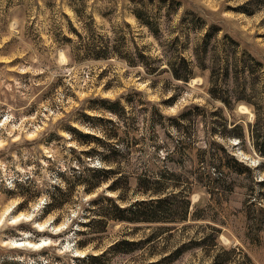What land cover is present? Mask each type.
Returning a JSON list of instances; mask_svg holds the SVG:
<instances>
[{
  "label": "rangeland",
  "instance_id": "rangeland-1",
  "mask_svg": "<svg viewBox=\"0 0 264 264\" xmlns=\"http://www.w3.org/2000/svg\"><path fill=\"white\" fill-rule=\"evenodd\" d=\"M152 1L146 6L160 30L156 37L131 16L130 0H91L86 8L94 13L97 34L126 33L133 40L131 47L145 56L146 69L116 58L72 61L64 39L78 48L84 40L78 41L70 29L84 35V25L69 0H0V264H42L46 259L75 264L73 260L100 256L120 241H145L160 227L175 231L141 251L109 255L107 264H156L183 245V254L170 264H264V156L257 152V145L264 150V0ZM170 1L181 8L175 11ZM108 8H114L110 21L103 18ZM123 21L130 28L121 30ZM213 25L220 32L205 67L198 68L195 47ZM171 52L173 58L181 55L192 62L189 83L172 79ZM155 68L159 71L152 74ZM134 93L167 119H179L177 129L166 121L157 130L161 144L170 135V149L172 139L185 143L175 164L166 166L184 178L180 184L185 180L192 188L188 220L106 222L100 212L113 215L112 205L105 200L96 207L89 204L99 195L122 207L146 200L135 180L114 192L107 183L92 194L78 187L64 198L62 208L47 213L46 194L58 184L57 174L69 167L72 174L83 172V165L69 160V149L79 159L89 149L70 140L65 129L103 137L102 129L109 132L107 122L114 117L101 110V100ZM162 156L154 155L153 147L144 155L155 167ZM90 164L100 167L97 160ZM178 197L180 207L183 196ZM19 241L29 245L16 247L13 243ZM42 250L47 254L34 255Z\"/></svg>",
  "mask_w": 264,
  "mask_h": 264
},
{
  "label": "trees",
  "instance_id": "trees-1",
  "mask_svg": "<svg viewBox=\"0 0 264 264\" xmlns=\"http://www.w3.org/2000/svg\"><path fill=\"white\" fill-rule=\"evenodd\" d=\"M88 1L91 0H69L70 5L73 6L72 11L76 20L82 22L84 25V35H82L74 29L71 23H69L70 26H72L70 33L73 34L78 41L79 39L84 40L78 48H75L72 43L73 41L64 39V41L67 42L64 43V47L70 46L69 57L71 60L80 63V61H108L111 58H116L126 62L128 66L136 67L137 65H141L148 69L144 62L145 56L140 53L136 54V48L131 47V45H133V40L129 37L127 38L126 33L116 37V33L112 31V35L114 36H109L107 38V36H100L95 32L93 25L94 13L88 14L86 10ZM130 2L132 3V11L130 14L136 22L147 28L153 36H159L160 30L157 25H154L151 16L152 13H150V9L146 6L147 2L154 4V1L149 0L145 2L144 0H130ZM173 4H176L175 11L181 8L180 3L170 1V5ZM112 9L114 10V8H108L103 18L110 21L113 15ZM123 27L130 28V25L123 21L121 30H123ZM219 32L220 28L216 25L206 30L205 37L197 47H195L194 52L196 53L195 57L198 63L196 67L199 68V66H204L209 54H211L210 45L212 40ZM178 40L179 38H177V41ZM170 55V59L174 60L169 65L172 79L183 83H189L193 78L194 68L190 59H187L185 56L182 57L181 55L173 58L174 52H171ZM226 68L225 75L227 76L230 70H228L229 66ZM158 71L159 69L155 68L151 72L155 74ZM141 96V93H134L133 96H126V98L122 99L123 96L115 101L101 100L105 106L101 110L114 117V120L107 122L111 130L108 132L102 129L103 137L101 138L85 134L71 126L65 129V131L70 134V140H73L80 147L84 146L89 149L79 153L83 156L80 159L73 156L77 153L75 149H69L72 155L69 160L74 159L78 164L83 165V172H81L80 175L72 174L75 170L69 167V169L60 171L57 174L59 179L58 184L52 188L53 191L46 194L44 210L47 213L62 208L66 203L64 198L72 195L78 187L85 189V193L92 194L97 191L103 183H107L110 184L108 188L114 192L121 190V185H123L125 189H128L131 180H135L140 195L145 197L146 200L135 201L134 203L131 202L129 205L122 207L120 204L116 203V200L99 195L89 204L96 207L99 205V201L105 200L112 205L113 215L100 212L99 217L106 220V222L126 223L129 225H164L174 224L177 221L186 222L188 220L191 206L189 195L192 188L185 180L180 184L179 181L184 178L180 176L177 177L174 172H169L166 166L168 163L175 164L174 157L181 155L180 150L185 143L172 139L174 145L172 149H170V135L165 134L164 136L167 139L161 144L157 130V126L163 127L166 121L172 123L174 125L173 127L176 128L179 119L175 117L167 119L158 107L150 104L148 101H137L135 99V97ZM181 118H183V116ZM97 119L99 121L102 120L101 118ZM143 130H145L146 134L141 136L140 132L142 133ZM55 137L57 138V136ZM151 147L154 149V155H163L160 163L155 161L158 167L151 165L152 159L151 161L145 160L144 155ZM257 152L261 156H264V150L262 147H258V145ZM164 154L166 155L164 156ZM95 160L99 161L100 167H92L90 163ZM48 161L51 162L49 159ZM233 162L235 165H239L234 159ZM163 175H166L168 178L177 179H166L163 178ZM29 183L30 179L24 181L25 185ZM17 185L18 184H15V186ZM175 191L179 192L176 194ZM179 194L183 196L181 199L182 206L180 207L176 204L178 201H175L179 198ZM20 198L27 200L23 195H20ZM178 217L181 218L178 219ZM85 225L90 226L91 224ZM173 231H175V229H172V227L156 228V233L145 241H120L100 256L89 254L82 259H75L73 261L75 264H107L106 261L108 260H106V258L109 255L115 256L118 253L129 255L131 252L141 251L145 249L146 246L150 247L156 240H162L165 236L171 235ZM79 234L85 235L81 232H79ZM76 246L77 248H82L79 244H76ZM185 249L186 247L183 245L181 248L175 249V251H170L166 257H163L156 264H163L164 262H169L166 264H170L177 257L181 256ZM165 251L167 250L165 249ZM44 254L46 255L47 251L42 250L39 254L34 255L42 256ZM10 264L21 263L12 261ZM42 264L53 263L46 259Z\"/></svg>",
  "mask_w": 264,
  "mask_h": 264
},
{
  "label": "water",
  "instance_id": "water-1",
  "mask_svg": "<svg viewBox=\"0 0 264 264\" xmlns=\"http://www.w3.org/2000/svg\"><path fill=\"white\" fill-rule=\"evenodd\" d=\"M25 243H27V242L19 241V243H15V244L22 245V244H25ZM26 245H28V244H26Z\"/></svg>",
  "mask_w": 264,
  "mask_h": 264
},
{
  "label": "bare ground",
  "instance_id": "bare-ground-1",
  "mask_svg": "<svg viewBox=\"0 0 264 264\" xmlns=\"http://www.w3.org/2000/svg\"><path fill=\"white\" fill-rule=\"evenodd\" d=\"M16 243H17V242H16ZM18 243H19V242H18ZM13 244H15V243H13ZM26 244H27V243H26ZM26 244H25V245H26ZM15 245H17L16 247H20V246L22 247V246H23V244H22V245L15 244ZM28 245H29V244H28ZM46 245H47V244H46ZM44 246H45V245H44Z\"/></svg>",
  "mask_w": 264,
  "mask_h": 264
}]
</instances>
